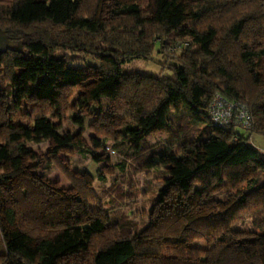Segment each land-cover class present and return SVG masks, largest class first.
<instances>
[{
	"label": "trees",
	"instance_id": "obj_1",
	"mask_svg": "<svg viewBox=\"0 0 264 264\" xmlns=\"http://www.w3.org/2000/svg\"><path fill=\"white\" fill-rule=\"evenodd\" d=\"M34 1L0 0V28L15 42L0 53V159L15 166L0 173V193L13 184L0 211V264H264V156L252 142L264 140V0H195L185 22L167 12L176 0L114 1L104 17L101 0H46L42 12ZM157 52L171 77L123 71ZM89 58L101 65L89 66ZM93 72L90 100L105 94L112 107L98 109L90 129L112 135L115 117L123 122L115 133L139 142L130 152L122 141L109 146L121 171L111 184L100 171L96 179L86 172L105 183L101 196L112 209L55 151L49 161L76 191L70 197L26 173L40 162L14 163L25 151L16 137L69 113L76 87ZM216 94L244 104L251 127H215ZM23 98L32 105L25 127L14 123ZM156 129L166 138L145 140ZM174 146L180 157L171 176L155 169L141 180L140 170ZM221 195L224 208L192 216L198 206L221 204Z\"/></svg>",
	"mask_w": 264,
	"mask_h": 264
},
{
	"label": "rangeland",
	"instance_id": "obj_2",
	"mask_svg": "<svg viewBox=\"0 0 264 264\" xmlns=\"http://www.w3.org/2000/svg\"><path fill=\"white\" fill-rule=\"evenodd\" d=\"M114 1H118L121 5L142 2V0H101L98 11L99 16H106L110 8L109 6H111ZM193 1L195 0H176L174 4L168 7L167 12L174 17L181 18L182 21L185 22L192 17L190 5ZM45 5L46 0H35L32 7L37 12H42ZM176 6L177 8L175 10ZM189 38L190 37H186V40H189ZM164 61L165 58L163 55L157 52L153 60L139 58L124 64L123 71L125 73L139 72L156 77H171L172 71L163 65ZM101 62L102 60L90 58L87 60V64L94 68L99 67ZM97 79L98 74L96 72L85 77L76 87L75 94L70 102V112L66 114L56 113L49 115L47 129H38L32 133L25 132L22 136L16 137L25 142V151L22 155V160L15 161V165L25 166L40 162L41 167L35 170H26V173L39 177L42 181L52 185L58 192L66 197L74 195L76 191L58 168L49 161L53 151H55L57 156L68 165L72 172H75L78 177L83 178L89 186L94 187L101 196L103 193L102 185L104 186L105 183L93 180L86 172L96 179L100 171L106 177V184H111L117 180L119 172L121 171L116 167L118 155L110 152V147L114 145L115 142L122 141L129 146L130 152L132 149L137 148L139 144L136 139H130L121 133H115L116 129L123 125V122L115 117L112 123L114 132L112 135H104L103 137L102 135H97L90 129L91 122L96 119L97 110L99 109L101 112L108 113L112 107V99L105 94L101 95L97 100H94V102L90 100V93L98 84ZM28 82L29 81L24 80L20 84V87L25 86ZM19 105L14 123L24 127L28 126L30 122L25 119L24 116L26 112L30 111L32 105L27 102L26 98L20 99ZM179 107L180 104L178 103L176 108L179 109ZM238 131L244 132L240 128ZM166 136L167 131L165 129H156L147 134L145 140L153 139V141L159 142L165 139ZM252 142L264 156V140L257 135H253ZM179 157L180 152H178L177 146L169 148L165 153L161 154L159 158L154 159L153 163L147 169L140 170L141 180L146 173H151L155 169L162 171L166 177H170V170L178 164ZM0 158H2L1 155ZM13 167L15 166L8 161L0 159V173L6 172ZM158 182V184L161 185L160 181ZM12 185L4 187L0 193V211L10 206ZM221 199V204L207 203L206 205L196 207L192 216L204 215L210 211L224 208L226 205L225 203L229 199L225 197V195H221ZM101 200L104 204L106 203L107 209H112L108 197L104 198L101 196ZM127 204L131 203L127 202ZM111 209L109 211H111ZM7 227L12 234L15 232L11 225L7 224ZM210 244L211 242L206 241H170L167 243V245L200 248H207ZM4 251L5 242L0 233V253ZM166 254L168 256H173L171 252H167Z\"/></svg>",
	"mask_w": 264,
	"mask_h": 264
},
{
	"label": "built area",
	"instance_id": "obj_3",
	"mask_svg": "<svg viewBox=\"0 0 264 264\" xmlns=\"http://www.w3.org/2000/svg\"><path fill=\"white\" fill-rule=\"evenodd\" d=\"M183 45H187V43ZM173 49H177V47H173ZM209 113L211 123L215 127L234 125L249 129L252 125L251 114L244 104L238 101L230 102L220 94L213 97ZM110 152L115 153L112 149Z\"/></svg>",
	"mask_w": 264,
	"mask_h": 264
},
{
	"label": "water",
	"instance_id": "obj_4",
	"mask_svg": "<svg viewBox=\"0 0 264 264\" xmlns=\"http://www.w3.org/2000/svg\"><path fill=\"white\" fill-rule=\"evenodd\" d=\"M14 45L15 42L11 41L5 31L0 28V53L12 49Z\"/></svg>",
	"mask_w": 264,
	"mask_h": 264
},
{
	"label": "crops",
	"instance_id": "obj_5",
	"mask_svg": "<svg viewBox=\"0 0 264 264\" xmlns=\"http://www.w3.org/2000/svg\"><path fill=\"white\" fill-rule=\"evenodd\" d=\"M87 171V170H86Z\"/></svg>",
	"mask_w": 264,
	"mask_h": 264
}]
</instances>
